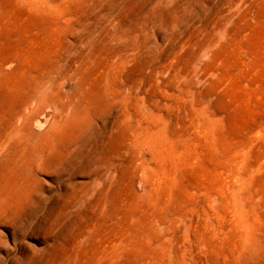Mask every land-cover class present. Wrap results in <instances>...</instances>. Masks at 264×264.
I'll use <instances>...</instances> for the list:
<instances>
[{"label": "rangeland", "instance_id": "374dc122", "mask_svg": "<svg viewBox=\"0 0 264 264\" xmlns=\"http://www.w3.org/2000/svg\"><path fill=\"white\" fill-rule=\"evenodd\" d=\"M36 3L18 25L59 19L61 42L112 53L129 114L0 208V264H98L106 243L112 264H264V0ZM105 163L108 203L71 206Z\"/></svg>", "mask_w": 264, "mask_h": 264}, {"label": "bare ground", "instance_id": "6f19581e", "mask_svg": "<svg viewBox=\"0 0 264 264\" xmlns=\"http://www.w3.org/2000/svg\"><path fill=\"white\" fill-rule=\"evenodd\" d=\"M16 5L40 12L44 6L36 0H0V208L19 203L39 174L55 171L74 151V137L94 118L117 116L125 122L129 114L112 53L89 39L76 44L75 35L61 42L59 19L37 17L21 28L11 12ZM111 174L107 163L98 165L79 196L72 192L67 203L77 206L90 196V205H105ZM110 251L104 244L97 263L112 264Z\"/></svg>", "mask_w": 264, "mask_h": 264}]
</instances>
